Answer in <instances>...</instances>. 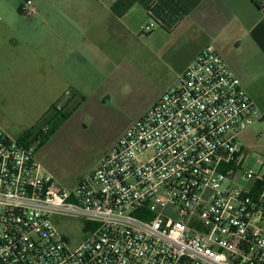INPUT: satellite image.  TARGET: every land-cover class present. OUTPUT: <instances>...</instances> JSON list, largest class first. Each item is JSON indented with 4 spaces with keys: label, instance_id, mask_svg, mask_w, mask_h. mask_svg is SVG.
<instances>
[{
    "label": "built area",
    "instance_id": "1",
    "mask_svg": "<svg viewBox=\"0 0 264 264\" xmlns=\"http://www.w3.org/2000/svg\"><path fill=\"white\" fill-rule=\"evenodd\" d=\"M261 118L208 46L70 191L37 157L43 135L0 128V264H264V160L240 140ZM60 218L88 235L72 243Z\"/></svg>",
    "mask_w": 264,
    "mask_h": 264
},
{
    "label": "crops",
    "instance_id": "2",
    "mask_svg": "<svg viewBox=\"0 0 264 264\" xmlns=\"http://www.w3.org/2000/svg\"><path fill=\"white\" fill-rule=\"evenodd\" d=\"M33 1L35 12L24 15V0H0V128L16 138L44 117L46 126L55 106L111 97L128 79L173 67L186 54L184 72L208 46L258 108L264 0Z\"/></svg>",
    "mask_w": 264,
    "mask_h": 264
},
{
    "label": "rangeland",
    "instance_id": "3",
    "mask_svg": "<svg viewBox=\"0 0 264 264\" xmlns=\"http://www.w3.org/2000/svg\"><path fill=\"white\" fill-rule=\"evenodd\" d=\"M188 59V55H180L173 67H158V71L132 77L116 86L111 97L91 98L82 104L38 149L47 173L68 191L88 178L132 123L177 81ZM75 104H60L57 110L68 114ZM257 106L264 116V94ZM240 140L250 154L248 164L259 168L258 159L264 160V118L256 120ZM56 225L62 233L70 234V241L75 244L88 235L83 220L60 218Z\"/></svg>",
    "mask_w": 264,
    "mask_h": 264
},
{
    "label": "trees",
    "instance_id": "4",
    "mask_svg": "<svg viewBox=\"0 0 264 264\" xmlns=\"http://www.w3.org/2000/svg\"><path fill=\"white\" fill-rule=\"evenodd\" d=\"M21 12V9H20ZM22 13V12H21ZM83 102V98H81V100H79L73 107L72 111L68 112V114L62 113L59 110H57V106L53 107L51 111H53L54 113L52 114V116L47 117V132L43 133V127H45L44 122H45V117L41 120V122L39 123L37 129L35 131L31 130V131H26L23 136L20 138L21 140H25V141H29L30 138L38 136V135H43V142L40 145V147H42L47 140L49 139V137L55 132L57 126L59 124H61V122H63L65 119L69 118L73 112H75L82 104ZM264 118V116H263Z\"/></svg>",
    "mask_w": 264,
    "mask_h": 264
}]
</instances>
